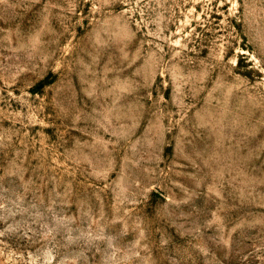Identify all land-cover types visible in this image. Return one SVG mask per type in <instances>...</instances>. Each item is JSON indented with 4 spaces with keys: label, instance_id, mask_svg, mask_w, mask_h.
I'll return each instance as SVG.
<instances>
[{
    "label": "rangeland",
    "instance_id": "374dc122",
    "mask_svg": "<svg viewBox=\"0 0 264 264\" xmlns=\"http://www.w3.org/2000/svg\"><path fill=\"white\" fill-rule=\"evenodd\" d=\"M0 264H264V0H0Z\"/></svg>",
    "mask_w": 264,
    "mask_h": 264
}]
</instances>
